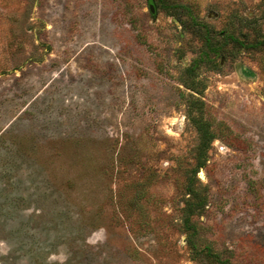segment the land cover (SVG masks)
<instances>
[{
  "label": "rangeland",
  "instance_id": "1",
  "mask_svg": "<svg viewBox=\"0 0 264 264\" xmlns=\"http://www.w3.org/2000/svg\"><path fill=\"white\" fill-rule=\"evenodd\" d=\"M192 20L235 38L196 91ZM261 40L264 0H0V264H264Z\"/></svg>",
  "mask_w": 264,
  "mask_h": 264
},
{
  "label": "trees",
  "instance_id": "2",
  "mask_svg": "<svg viewBox=\"0 0 264 264\" xmlns=\"http://www.w3.org/2000/svg\"><path fill=\"white\" fill-rule=\"evenodd\" d=\"M163 2V0H162ZM176 13V11H175ZM169 14H172L171 12ZM177 14V13H176ZM187 23V22H186ZM193 26V31L197 33V35L202 39L203 41V55L199 58H194L192 61L184 68L185 71V77L188 79L190 82H187V80H184V85L192 90L196 91L193 84L192 80L195 79L196 76V69L197 67L200 66L201 59L202 61L204 60V56L208 54L209 51L216 50L220 45H215L213 41V34H211V30L209 27L205 26H198L196 23V20H192L190 22V26ZM224 34L222 37V41L220 44V48H222V52L225 51V45L229 41H233L235 38L233 37L231 32H226L221 31L219 34ZM264 40H261L259 42H256V44H264ZM264 47V46H263ZM191 111V109L189 110ZM189 118L194 122L196 125L199 134H200V141L198 145V161L196 163L195 170L197 171L199 167H202L206 161V150L209 147L210 142L215 138L214 132L211 131L209 124L206 120L202 119L201 116L199 115H193L191 112H188ZM187 198L185 202V212H184V218H183V229L184 232H186V241L192 246V249L194 250V255H197L200 253L202 250L196 247V244L194 242V238L196 235V226L192 221V217L194 215H197L201 212L202 209H204L206 205V195L202 193L200 189H197L196 187L193 186V181H189L188 184V191H187ZM207 253L211 254L213 257H215L221 264H224L225 260L220 259L219 256H217L215 253H212L209 251V248H207Z\"/></svg>",
  "mask_w": 264,
  "mask_h": 264
},
{
  "label": "water",
  "instance_id": "3",
  "mask_svg": "<svg viewBox=\"0 0 264 264\" xmlns=\"http://www.w3.org/2000/svg\"><path fill=\"white\" fill-rule=\"evenodd\" d=\"M149 9L151 12H153V4L152 3H149Z\"/></svg>",
  "mask_w": 264,
  "mask_h": 264
}]
</instances>
